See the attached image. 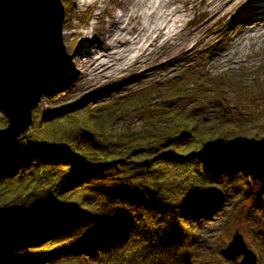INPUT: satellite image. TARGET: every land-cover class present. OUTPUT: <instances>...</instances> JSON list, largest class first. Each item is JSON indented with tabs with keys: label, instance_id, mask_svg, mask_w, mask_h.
Instances as JSON below:
<instances>
[{
	"label": "trees",
	"instance_id": "16d2710c",
	"mask_svg": "<svg viewBox=\"0 0 264 264\" xmlns=\"http://www.w3.org/2000/svg\"><path fill=\"white\" fill-rule=\"evenodd\" d=\"M75 2L63 0L67 18ZM193 73L116 91L101 104L35 109L31 136L0 161V264H212L199 247L202 225L233 198L237 218L255 186L264 194V159L237 153L251 117L223 103V93L248 86ZM259 79L256 71V94ZM188 99L202 104L187 111L179 103ZM8 123L0 116V130ZM258 129L253 138H264V122ZM221 256L240 264L226 246Z\"/></svg>",
	"mask_w": 264,
	"mask_h": 264
},
{
	"label": "rangeland",
	"instance_id": "374dc122",
	"mask_svg": "<svg viewBox=\"0 0 264 264\" xmlns=\"http://www.w3.org/2000/svg\"><path fill=\"white\" fill-rule=\"evenodd\" d=\"M108 1L77 0L75 2L65 22L66 64L75 58L77 51H81V45L88 42L85 40L87 38L85 33L90 31L91 24L97 21L95 20L97 13L109 8L105 16L106 20H109L110 15L119 8L116 4L119 0H112L110 3ZM216 2L219 0H194L187 5H181L186 15L179 29V42L185 45L182 50L172 54V44L166 43L165 37H161L150 47L149 53H146L140 62L134 63L130 69L124 71L120 69L115 74H107L94 79L81 78L77 75L79 69H64L65 64L62 69V74L65 72L64 79L62 80L61 74L57 88L50 94H45L36 109L41 114H47L55 110L87 105L93 101L96 102L95 104H101L112 99L116 91L134 90L155 81L166 82L168 79L179 76L185 70L203 77L207 74L223 77L235 76L242 81L243 86L247 85L251 92L245 94L243 90L227 91L223 93V103L229 106V111L242 112L251 117L253 131L250 140L254 139L253 137L260 131L258 128L264 122V91L256 94L254 84L251 86L250 83L256 78V71H259V80H263L262 85L264 86V41L254 42L252 39L239 38L240 31L250 27V24L243 21L240 11H233L229 14L223 11L219 18L211 19L216 20V23H209L208 21L211 20H208L209 17L205 12L210 10V4ZM90 7L93 9L90 10ZM105 30V23L100 24L98 33ZM95 36L101 39V35L97 32ZM247 98H250L248 105H246ZM179 104L189 111L196 105L202 104V99L196 104L189 99ZM3 114H5V109L0 96V116ZM213 115L214 113H208L204 116L211 118ZM143 124L140 115H134L131 118V125L137 131L144 129ZM262 189L260 185L254 187L253 194L246 197L244 210H241L237 218H234L235 213L231 209L233 198L226 207L224 205L217 210L213 222L202 225L199 247L204 252L210 253L213 259L215 258L212 264H221V250L223 246H226L227 250L228 244L237 231L244 236L249 249L257 255L258 264H264V258H261V256L264 257V248L261 247V253H257L253 244L260 236L258 232L264 230V194H260ZM249 211L252 213L247 219L250 215ZM260 238L264 239V237ZM235 258L238 263H241L243 257L235 256Z\"/></svg>",
	"mask_w": 264,
	"mask_h": 264
},
{
	"label": "water",
	"instance_id": "95a60500",
	"mask_svg": "<svg viewBox=\"0 0 264 264\" xmlns=\"http://www.w3.org/2000/svg\"><path fill=\"white\" fill-rule=\"evenodd\" d=\"M65 22L63 0H0V96L9 121L0 130V161L17 140L31 136L34 110L60 81L67 61ZM237 153L264 159V138L248 140ZM227 252L242 256L240 264H258L239 231Z\"/></svg>",
	"mask_w": 264,
	"mask_h": 264
},
{
	"label": "bare ground",
	"instance_id": "6f19581e",
	"mask_svg": "<svg viewBox=\"0 0 264 264\" xmlns=\"http://www.w3.org/2000/svg\"><path fill=\"white\" fill-rule=\"evenodd\" d=\"M191 1L194 0H119L116 2L119 8L110 15L109 20L105 18L109 8L97 13V21L85 33L88 42L81 45V51H77L75 58L68 61L64 69H79L77 75L91 79L115 74L120 69L128 70L134 63L140 62L161 37H165L166 43L172 44V54L182 50L185 45L179 42V29L186 15L181 5ZM223 11L228 14L240 11L243 21L250 24L249 28L240 31L239 38L264 41V0H219L210 4L209 14H205L211 20L213 17L219 18ZM208 22L213 24L216 20ZM103 23L106 30L98 33L99 25ZM96 32L101 35V39L96 38ZM64 77L65 72L62 80Z\"/></svg>",
	"mask_w": 264,
	"mask_h": 264
}]
</instances>
